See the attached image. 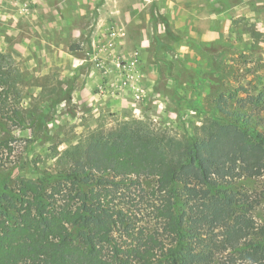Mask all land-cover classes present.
I'll return each mask as SVG.
<instances>
[{"label":"rangeland","instance_id":"374dc122","mask_svg":"<svg viewBox=\"0 0 264 264\" xmlns=\"http://www.w3.org/2000/svg\"><path fill=\"white\" fill-rule=\"evenodd\" d=\"M217 7V0H0V68L10 87L1 99L0 189L85 160L93 141L129 123L186 147L204 137L222 91L238 90L244 101L264 93V13L248 2ZM257 111L264 132V104ZM34 113H45L46 123L31 120ZM239 187L259 198L261 230L264 177Z\"/></svg>","mask_w":264,"mask_h":264},{"label":"trees","instance_id":"16d2710c","mask_svg":"<svg viewBox=\"0 0 264 264\" xmlns=\"http://www.w3.org/2000/svg\"><path fill=\"white\" fill-rule=\"evenodd\" d=\"M217 2V12L248 2L264 13L258 0ZM8 84L0 68L2 118ZM238 97L222 91L204 137L186 147L129 123L93 141L85 160L0 189V264H264L260 200L239 187L264 177V93ZM45 115L30 119L46 123Z\"/></svg>","mask_w":264,"mask_h":264}]
</instances>
